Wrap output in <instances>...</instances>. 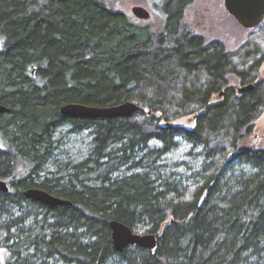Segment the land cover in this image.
<instances>
[{
	"label": "trees",
	"instance_id": "obj_1",
	"mask_svg": "<svg viewBox=\"0 0 264 264\" xmlns=\"http://www.w3.org/2000/svg\"><path fill=\"white\" fill-rule=\"evenodd\" d=\"M194 1L0 0L4 264H264V131L255 130L264 19L229 49L185 25ZM136 2L158 6L159 25L123 8ZM122 102L142 111L96 119L59 110ZM66 124L92 129L82 159H54ZM176 137L201 148L205 161L190 178L163 176L157 165ZM151 140L161 147L149 149ZM27 188L70 204L44 205L26 198ZM111 220L156 234L155 247L115 250Z\"/></svg>",
	"mask_w": 264,
	"mask_h": 264
},
{
	"label": "rangeland",
	"instance_id": "obj_2",
	"mask_svg": "<svg viewBox=\"0 0 264 264\" xmlns=\"http://www.w3.org/2000/svg\"><path fill=\"white\" fill-rule=\"evenodd\" d=\"M123 8L135 19L139 21L149 20L153 25H159V21L163 17L161 9L152 4L128 3L124 4ZM136 8H141L146 11L148 17L144 18V16L140 17L136 15L134 13ZM185 25L206 39L221 40L229 49L240 46L246 39L249 31V28L241 26L227 12L224 7V0H195L186 11ZM261 72L262 76H264V69H261ZM176 123L186 127H192L194 118L180 117L176 119ZM255 130L257 132L264 131V113L255 121ZM93 137L92 129L73 131L70 124L58 128L55 134V138H58L55 145L58 148L54 151V159L67 162L84 158L88 152V148L91 147ZM175 142V147L162 155L157 165L159 164L160 170L164 174L163 176L178 173L190 178L193 172L199 170L205 161L201 154V148L192 146L181 137H176ZM148 146L149 149L159 148L161 144L157 140H151ZM46 171L53 172L56 169L54 165H49L46 167ZM22 208L23 211H26V204H23ZM14 209V217L18 218L22 216L21 208L17 209L15 207ZM5 218V215H2L0 222ZM28 224L26 223L25 225ZM5 259L6 254L0 248V264H4ZM111 264L122 263L118 259H113Z\"/></svg>",
	"mask_w": 264,
	"mask_h": 264
},
{
	"label": "water",
	"instance_id": "obj_3",
	"mask_svg": "<svg viewBox=\"0 0 264 264\" xmlns=\"http://www.w3.org/2000/svg\"><path fill=\"white\" fill-rule=\"evenodd\" d=\"M224 7L234 19L245 28L256 27L264 19V0H224ZM134 13L138 16L148 17V13L141 8H136ZM254 87L253 83L244 86H236L237 93L242 94ZM60 113L64 116L87 117L105 119L118 116H130L142 109L133 102H122L109 106H91L79 103H67L60 107ZM6 106L0 104V113L7 112ZM0 191L7 192L8 185L0 179ZM23 195L44 205L53 207L68 205L69 201L56 197L40 188H27ZM111 240L117 251H122L128 245L152 249L156 245V234H139L133 232L126 224L117 220L109 222Z\"/></svg>",
	"mask_w": 264,
	"mask_h": 264
}]
</instances>
